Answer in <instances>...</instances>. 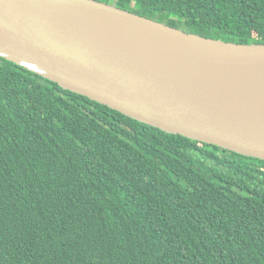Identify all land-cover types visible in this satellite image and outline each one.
Here are the masks:
<instances>
[{
  "label": "trees",
  "instance_id": "1",
  "mask_svg": "<svg viewBox=\"0 0 264 264\" xmlns=\"http://www.w3.org/2000/svg\"><path fill=\"white\" fill-rule=\"evenodd\" d=\"M99 1L264 45V0ZM0 264H264V161L0 57Z\"/></svg>",
  "mask_w": 264,
  "mask_h": 264
},
{
  "label": "water",
  "instance_id": "2",
  "mask_svg": "<svg viewBox=\"0 0 264 264\" xmlns=\"http://www.w3.org/2000/svg\"><path fill=\"white\" fill-rule=\"evenodd\" d=\"M0 57L166 133L264 161V45L99 0H0Z\"/></svg>",
  "mask_w": 264,
  "mask_h": 264
}]
</instances>
